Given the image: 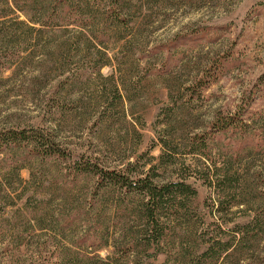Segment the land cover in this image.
I'll list each match as a JSON object with an SVG mask.
<instances>
[{
    "label": "rangeland",
    "instance_id": "1",
    "mask_svg": "<svg viewBox=\"0 0 264 264\" xmlns=\"http://www.w3.org/2000/svg\"><path fill=\"white\" fill-rule=\"evenodd\" d=\"M56 3L0 0V131L65 154L0 151V264H264V0ZM137 179L194 190L159 209L157 240Z\"/></svg>",
    "mask_w": 264,
    "mask_h": 264
},
{
    "label": "trees",
    "instance_id": "2",
    "mask_svg": "<svg viewBox=\"0 0 264 264\" xmlns=\"http://www.w3.org/2000/svg\"><path fill=\"white\" fill-rule=\"evenodd\" d=\"M53 2H57L56 5L61 7H71L77 5L79 0H50ZM237 116H229V118H215L211 122L210 129L219 130L220 128L229 127L232 124V118H236ZM30 146L32 152L35 154H40L43 156H62L65 154L55 142L53 135L51 133L42 132L40 129H31V130H7L0 131V151L5 150L6 147L12 145H21ZM165 145V154L168 157L173 156L174 149L170 148L166 142H163ZM187 145L189 147V153L191 154H199L206 156V142H205V133H195L187 139ZM81 160H75L73 162V167L76 168L77 171H82L86 173H91L97 177L98 183H111V184H121V185H130L127 174L125 173H117L114 170H109L107 168H103L101 166H97L96 164L90 163L88 160H84L83 156H79ZM216 177V176H215ZM224 179V174H219L215 179ZM227 179V178H225ZM209 185H214L213 180H208ZM222 182L224 180H221ZM139 184L138 189L143 193V199L139 205L141 217L144 220L145 226V235L147 236V242L150 241V236L155 238L156 240L160 237H163V227L162 222L159 220L158 211L160 208L164 206L173 205V201L177 197L178 194H193L194 190L190 188L189 185L184 183L183 181H170L163 182L159 186L154 184L153 182L146 179H137ZM228 183H230L228 181ZM217 187L221 185L219 182L216 183ZM133 189V186H129ZM135 188V187H134ZM226 247H223L222 251H225ZM208 250L204 252L202 256H208ZM212 257V256H211ZM217 257V256H216Z\"/></svg>",
    "mask_w": 264,
    "mask_h": 264
}]
</instances>
